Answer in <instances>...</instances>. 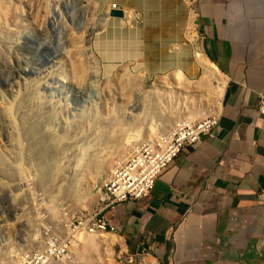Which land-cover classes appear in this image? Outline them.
Returning <instances> with one entry per match:
<instances>
[{
  "label": "crops",
  "instance_id": "obj_1",
  "mask_svg": "<svg viewBox=\"0 0 264 264\" xmlns=\"http://www.w3.org/2000/svg\"><path fill=\"white\" fill-rule=\"evenodd\" d=\"M87 1L108 19L98 56L142 69L147 81L181 71L224 85L216 139L183 150L151 196L104 213L109 225L157 264H264V0Z\"/></svg>",
  "mask_w": 264,
  "mask_h": 264
},
{
  "label": "rangeland",
  "instance_id": "obj_2",
  "mask_svg": "<svg viewBox=\"0 0 264 264\" xmlns=\"http://www.w3.org/2000/svg\"><path fill=\"white\" fill-rule=\"evenodd\" d=\"M101 12L102 9L98 5L87 0H2L0 100L3 101L0 109V188L2 193H10L13 207L18 208L19 213L9 209L11 215L0 216V219L5 221L0 226H3L6 236V243L2 242L0 237V264H13L11 260L4 259L9 247L20 249L23 253L41 248L45 229L64 234L68 220L100 207L103 184L111 165L119 159L121 153L128 156L140 146L127 150L124 146H119L118 150H113L106 171L99 176L93 187V165L91 168L86 165L76 167V161L82 158L80 147H96L94 150L97 153L102 150V146L107 147L101 131L95 128V123L100 117L108 118L114 115L116 107L123 114L126 132L136 128L143 130V143L168 131L174 121L187 119H179L183 111L187 112L183 116H190L193 120L202 119L216 111L210 94L204 95V99L202 97L201 100H195L194 103L196 93L191 90L189 95L192 98L178 104L181 101L175 98L167 99L168 95L164 96L165 91H171L166 88L165 78L160 83L147 81L142 69L127 62L119 63V59H107L103 55L99 57L97 52L101 50L98 47L104 45L102 41L106 40L100 34L102 29L91 32L87 30H90L93 24H107L108 19L103 18ZM72 64H85L84 66L88 67L86 80L82 82L72 78ZM21 69H26L28 75H21L23 79H17L16 72ZM210 74L213 80L220 79L218 73ZM13 79L17 81V85H4V81L7 80L11 84ZM210 84L213 90H217L218 84ZM122 88L127 89L122 92ZM176 91L185 93L183 88ZM135 97L142 100L144 111L139 109L130 113V105ZM76 118H85L88 125L76 140V148L63 156L57 155L61 157L59 160L67 157L63 165L66 168V176L63 177V182H57L62 186L61 194L52 195L48 190L52 183L47 185V179L44 181L47 187L44 188L39 170L45 166L52 168L56 149L43 129L46 125H51L60 131L66 123L74 122ZM5 120L14 126L17 124L20 128L23 127L20 131V141L15 142L12 138L11 141L7 140L10 136L5 137L4 134L7 130ZM153 120L160 123L162 128L153 129L152 133L158 134L151 137L154 134L148 135L147 128ZM163 127L169 128L163 130ZM7 131L13 136L17 133V129L12 126ZM93 137H96L98 142L93 143ZM70 189L77 194L89 189L85 193V201H79L74 195L73 198ZM21 229L24 232H20ZM103 234L119 237L111 231ZM4 244L10 245L3 247ZM112 250L115 264H145L149 261L146 253H133L123 241L115 244ZM84 252L86 253L81 248L77 255H83ZM97 259L99 255L93 252L94 264H99Z\"/></svg>",
  "mask_w": 264,
  "mask_h": 264
},
{
  "label": "bare ground",
  "instance_id": "obj_3",
  "mask_svg": "<svg viewBox=\"0 0 264 264\" xmlns=\"http://www.w3.org/2000/svg\"><path fill=\"white\" fill-rule=\"evenodd\" d=\"M1 6H2V0H0V11H1ZM3 15L5 16V14H2V16ZM132 16H133L132 13H128V12L126 13V18L129 21L132 20ZM105 26L106 25H103V23L93 24L91 29L87 30V32H91V31L98 30V29L101 30V29H104L103 27H105ZM84 45H86V44H84ZM88 45H89V43H88ZM198 57H199L200 63L204 66V68L209 73L213 74V72H216V73H218V75H220L218 70L212 64H210L207 60L203 59L200 55ZM142 58H144V57H142ZM84 65L83 66H76L75 64H72V71H73L72 78L80 80V81L86 80L85 79L86 75H87L86 69L88 67L84 66ZM20 68H21V66H20ZM12 71H14V70H12ZM16 75L18 76L17 79H19V77H20V79H23V77H21V75L27 76L28 71L26 69H21L20 72L19 71L16 72ZM14 77L16 79V76H14ZM87 78H88V76H87ZM165 79L166 80L164 81V83H167L166 88L170 89L171 91H169V90L165 91L166 95L164 94V96L168 95L166 97L167 99L171 98V100H172V98H175L177 101H181L178 104L184 103L185 100L189 101L190 98H192L189 95V93L192 90L193 92H195L197 94V95L195 94V98L193 99L194 103H195V100H197V99L201 100V98L204 95L207 96L210 94L211 98H212V104L217 109L220 105V100L224 94V85L223 84L219 83L217 85V90H213L214 88L209 82L205 83L204 81H198L195 84H193V82L189 83V81L186 79L184 73L181 71L175 72L171 77L166 76ZM218 81H220V79H218ZM129 82H131V81L129 80ZM9 83L10 82H8L7 80L4 81V85H6V86L12 85V87H14L15 85L18 84L17 81H15L14 79L12 80L11 84H9ZM175 83L177 84L176 87H175ZM179 88H183L185 93L177 92L176 90ZM10 89H11V87H10ZM126 89L127 88H122V92L125 91ZM201 89H203L202 92H201ZM194 90H196V91H194ZM13 92H11V93L14 94L15 92L14 93ZM160 92H162V91H160ZM204 98L205 97H203V99ZM182 100H183V102H182ZM1 101H3V100H0V109H1ZM188 101H186V102H188ZM176 106H178V105H176ZM139 109L141 111H144L143 102L140 98L135 97L132 105H130V113H132L136 110H139ZM174 109H175V107H174ZM174 109H172V110H174ZM188 109H190V107ZM114 111H115L114 115H110L108 118L100 117L98 122L95 123V124H97V126L95 128L98 129L99 132L101 131V135H102L103 140L104 141L106 140L105 141V142H107L106 145H107V147H110V148H107V147L104 148V146H102L103 147L102 150L101 151L99 150L100 152L97 153L94 150L96 147H92V148L91 147H87V148H81L80 147L82 158L78 159L76 161V167H81V165H86V167L91 168V165H93V167H92L93 173L91 176L92 177L91 183H92L93 187H95V183H96L97 179L99 178V176L106 171L107 166L110 163V158H111L113 150H115V149L118 150L119 146H122V147L124 146L127 150V149H130L132 147L138 146L142 143L141 138H142V131L143 130L141 128H138V129L136 128V129H132L131 132H126V130H125L126 126H125L124 119L122 116L123 114H121V111L119 109H117L116 107H115ZM143 113L144 112H142V114ZM186 114H187L186 111L181 112V116L179 117V119H183V117H186L187 119L193 120L192 117H190V116H183ZM129 116H131V115H129ZM14 121L15 120H13V122ZM5 122H6V129L7 130H9L10 126L17 129V133L15 136H13L11 134V132H9L7 130L5 131V133H4L5 137L10 136V138H7V140L9 139L11 141V138H12V140L15 142L20 141L21 140L20 131H21V129H23V127L20 128L17 124H15V126H16L15 127L13 125V123H11V124L7 123L8 120H5ZM87 122H88V120H85V118H79V119L76 118V120L74 122L66 123L65 127L62 128V130H60V131L55 130L51 125H46V128L43 129L45 131L46 135H48V137L52 141L54 148L56 149L54 151L55 157H53V159H52V162H53L52 168L49 169L47 166H45L39 170L40 175L43 178V180H41V182H43L44 188L47 187L45 185V182H44L47 179H48L47 185L52 183V185L48 186V188H49L48 190H50V193L52 195L61 194L62 186L61 185L59 186V183H57V182L58 181L63 182V177L66 176L65 175L66 174V168L63 167V165H64V163H66L67 157L59 160L61 157H58L57 155L61 154L63 156L65 153L70 152L73 148H76V144H75L76 140L78 138H80V134L83 132V128L87 127V125H88ZM161 128H162V125L153 120L147 128L148 129V135L154 134L153 136H151V137H154L155 135L158 134V132L152 133V130L153 129L158 130ZM166 128L163 127V130ZM91 139H92L93 143L98 142V139L96 137H93ZM4 143H6V141ZM93 143H92V146H93ZM6 148H7V146H6ZM77 149H79V148H77ZM125 157H126L125 153H121L119 155V159H124ZM0 159H1V156H0ZM48 169L50 170V174L48 173ZM20 172H21V170H20ZM37 175H39V174L37 173ZM44 176H48V178H44ZM41 177H40V179H41ZM1 190L2 189L0 188V204H1L0 205V216L1 215H3V216L4 215H7V216L11 215L9 209H11L13 212L17 213L19 211V209L16 207H13L14 203H13V199H11V197L9 196L10 193L9 192H8L9 194L7 192L2 193ZM87 190H89V189H86L85 191L82 190V191H80L81 193L77 194L76 192L73 193V190L70 189V194L72 195L73 198L75 196V198L77 197L78 200L80 199L79 201L83 200V202H84L85 201V195H86L85 193ZM2 222H5V221L0 219V224ZM20 232H24V231L21 229ZM4 233L5 232L3 230V226H0V237L2 238L1 241L6 243V236L4 235ZM103 233H96L94 235H80L79 237H77V241L73 244V246L70 250V254L72 256V261L65 262V264H92L93 263V261H92V253L93 252H97V255H99V259H97L99 264H105L106 262H109L111 264H115L114 253H113L112 248L115 244L121 243L122 239L120 237H116V236H113L111 234H103ZM78 242H79V244H78ZM8 245H10V244H4L2 246L7 247ZM9 248H10L9 252L6 254L4 259L11 260L12 263H15L19 259V257L22 255L23 252L20 249H15L13 247H9ZM81 248H83L86 251V253L84 252L85 254L79 256V255H77V251ZM145 264H157V262L155 260H149Z\"/></svg>",
  "mask_w": 264,
  "mask_h": 264
},
{
  "label": "built area",
  "instance_id": "obj_4",
  "mask_svg": "<svg viewBox=\"0 0 264 264\" xmlns=\"http://www.w3.org/2000/svg\"><path fill=\"white\" fill-rule=\"evenodd\" d=\"M112 9L118 10L114 4ZM125 14V13H124ZM135 16H139L138 13ZM258 112L264 117V95L259 99ZM220 124L216 114L199 120H178L170 129L140 144L136 151L114 162L102 188L99 208L82 213L67 221L65 233L52 229L43 232L41 248L22 253L13 264H57L72 261L70 250L80 235L111 231L104 213L114 211L128 201L151 196L157 181L173 165L186 148H194L203 140H214Z\"/></svg>",
  "mask_w": 264,
  "mask_h": 264
},
{
  "label": "water",
  "instance_id": "obj_5",
  "mask_svg": "<svg viewBox=\"0 0 264 264\" xmlns=\"http://www.w3.org/2000/svg\"><path fill=\"white\" fill-rule=\"evenodd\" d=\"M110 16L114 18H124L125 14L122 11H112L110 12Z\"/></svg>",
  "mask_w": 264,
  "mask_h": 264
}]
</instances>
